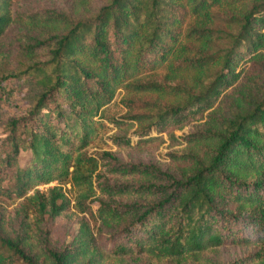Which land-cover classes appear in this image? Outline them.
I'll list each match as a JSON object with an SVG mask.
<instances>
[{
    "label": "trees",
    "instance_id": "1",
    "mask_svg": "<svg viewBox=\"0 0 264 264\" xmlns=\"http://www.w3.org/2000/svg\"><path fill=\"white\" fill-rule=\"evenodd\" d=\"M76 1L85 14L47 9L34 18L40 36L15 52L0 46V100L4 81L28 88L24 113L0 139V196L18 199L0 213V264L133 253L221 264L205 252L228 242L253 248L224 264H264V0ZM15 2L0 0V38ZM119 90L125 111L110 115ZM108 122L138 136L108 135L117 147L167 132L186 149L167 151L166 167L88 151L105 142ZM75 217L72 238L52 245L44 222Z\"/></svg>",
    "mask_w": 264,
    "mask_h": 264
},
{
    "label": "rangeland",
    "instance_id": "2",
    "mask_svg": "<svg viewBox=\"0 0 264 264\" xmlns=\"http://www.w3.org/2000/svg\"><path fill=\"white\" fill-rule=\"evenodd\" d=\"M87 6H81L76 0H16L13 8L15 9L14 21L9 26L7 31L0 38V46L3 51L15 52L19 47L26 43H31L32 38L35 36H40L43 30L39 26H35V17L44 12L47 9H52L55 11L63 12L70 16H80L85 14V9ZM91 8V6H90ZM3 90L1 93L0 100V139L7 134V128L5 124L7 120L12 117L20 116L24 113L25 108L28 103L26 100V95L28 94V88L23 86L20 81L16 79H10L3 82ZM124 91H117L114 99L109 105L110 115L119 116L124 113L125 106L121 103V97ZM51 107V105H50ZM192 123V122H191ZM191 124H187L183 129H175L173 132L176 135L183 134L191 128ZM130 134L133 142L137 139V134L133 132V128H127L126 126L118 127L112 122H108V126L102 130V137L105 139L104 143L90 145L88 151L99 150V149H110L115 155L124 161L132 162H154L160 166H167V157L165 153L167 151L186 149L185 144H173L172 140L168 138L167 132L160 134L159 139L153 142H149L143 145L132 144L129 147H117L113 142L108 139V135L115 132H124ZM29 150H21L19 154V162L25 164L29 159ZM57 182L55 180L47 183L40 184L38 187L44 189L48 185H54ZM66 193L72 195V189L70 184L62 183ZM18 199L14 196L8 197L5 195L0 196V213L2 211L8 212V210L15 207ZM96 208V203L93 204V209ZM78 222L76 217L70 221H65L59 219L55 222L47 221L44 222V227H50L52 233L50 234V239L52 245L60 246L63 243L69 241L76 231ZM238 233L252 234L251 228L243 224H235L233 227ZM96 238L99 244L107 249L109 246V241L107 239L108 234L98 233L94 225L93 228ZM121 237H119V240ZM253 246L251 243L239 244V243H224L215 250H210L205 252L206 256L216 259L221 264H224L231 259L240 257L252 250ZM152 259V261H148ZM165 260V259H164ZM163 260V262H164ZM169 264H173L168 261ZM14 264H24L21 262H14ZM101 264H156V260L153 257H147L145 254H129L123 257L110 256ZM176 264V263H174ZM184 264H196V262L189 261Z\"/></svg>",
    "mask_w": 264,
    "mask_h": 264
}]
</instances>
